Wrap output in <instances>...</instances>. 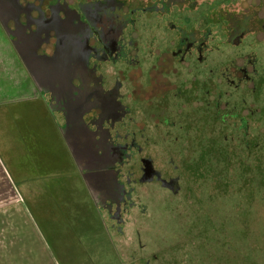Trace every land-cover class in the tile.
<instances>
[{
    "label": "flooded vegetation",
    "instance_id": "af4514ba",
    "mask_svg": "<svg viewBox=\"0 0 264 264\" xmlns=\"http://www.w3.org/2000/svg\"><path fill=\"white\" fill-rule=\"evenodd\" d=\"M0 26L36 97L67 105L66 130L81 136L80 163L69 147L72 156L118 220L126 186L148 190L154 174L164 179L143 159L145 176L126 177L121 193L120 153L130 163L150 140L165 151L196 149L207 116L234 149H244L243 135L263 148L264 0H0ZM134 241L114 242L128 248V264Z\"/></svg>",
    "mask_w": 264,
    "mask_h": 264
},
{
    "label": "rangeland",
    "instance_id": "374dc122",
    "mask_svg": "<svg viewBox=\"0 0 264 264\" xmlns=\"http://www.w3.org/2000/svg\"><path fill=\"white\" fill-rule=\"evenodd\" d=\"M7 52L0 70V158L10 181L0 177V264H122L112 233V227L119 228V224L102 215L65 141L62 128L73 122L68 118L70 110L66 104L36 97V87L18 56ZM138 139L145 143L144 138ZM175 140L177 144L181 137ZM143 149L124 169L135 177L143 175V159L152 160L165 176H175L179 169L170 162L172 154L179 160L193 153L165 151L151 140ZM260 152L264 162V147ZM230 174L228 192H221L220 198H214L210 179L191 184L193 179L180 178L183 185L197 184L198 211L211 215L200 220L202 235L197 239L216 241V249L223 244L219 241H225L227 249L233 246L230 257L238 253L249 264H264V180L248 186L239 168ZM149 190V227L156 233L143 232L141 241L142 253L151 257L154 246H167L168 235H182L184 226L175 222L174 215L182 210L183 200L173 197L178 205L172 212L171 193H163L162 198ZM16 208L24 209L27 222L23 225L13 221L20 219L13 211ZM133 225L139 252L137 225ZM188 248L186 252L191 251ZM201 250L194 245L192 259L196 257V262ZM135 255L134 261L143 264L145 259ZM123 261L128 264L129 259Z\"/></svg>",
    "mask_w": 264,
    "mask_h": 264
},
{
    "label": "trees",
    "instance_id": "16d2710c",
    "mask_svg": "<svg viewBox=\"0 0 264 264\" xmlns=\"http://www.w3.org/2000/svg\"><path fill=\"white\" fill-rule=\"evenodd\" d=\"M216 122L218 123L220 120L212 119L209 116L200 120V133L199 135L195 136V141L191 142L196 144L194 146L196 149L187 151L193 152L192 156L189 157L184 155L183 158H179V160H177L174 158V154H172L170 157V162L172 163L174 161V168L179 169V172L175 176L167 177L164 175V171L158 168L159 175L164 177V179L155 178L154 174L153 181L151 185H149V189L151 188L152 192L157 194L159 197H162L163 193L166 195L171 193V197L168 198L170 203H173V200H178L177 198L174 199V196L180 197V199L183 200L181 208L183 211L180 210L177 214H173L175 215V222L184 226V228L181 229L182 235L180 232L178 234L168 235L167 246H154L152 248L153 255H151V257H148L150 254L145 255L146 251L142 253L144 245H142L141 241V234L143 232H147L146 234L156 233L154 227H149V224L151 223L150 218L148 217L150 214L148 206L149 199L146 198H149L148 194L150 190H146V184L143 182L142 186L140 183L136 184L135 188H129L126 186L128 194L127 199L124 202V207L122 208L120 220H118L116 216H113L111 211L107 212L106 209H104L103 206H113L111 203H109V205L102 206L100 203L101 200L98 202V200L95 198L97 206L101 208L103 213L102 215L107 217V219H113L115 223L119 224V228L112 227L114 242H118L122 239L135 240V230L132 228V226H134L133 222L137 225L136 233L139 235V237L138 243L136 244V249L140 250V253L135 250V256L136 258H144L145 261L143 264H249L247 257L244 255H238V253H235L234 256L230 257L228 253L230 248H233V246L229 245L230 248L227 249L228 245H224L225 241H219L223 244L219 246L220 248L216 249V245H213L216 241L197 239L199 234L200 237L202 235V226L200 225V220L203 217H210L211 215H207L206 212L198 211L197 199H199V197L196 193L197 184L186 186L183 185L182 182V184L180 183V178L183 176H186L188 180L193 179L194 181H192L191 184L197 183V181L201 179H210L212 182L214 195L216 193L214 198H220L222 196L221 192H228L230 182L229 177L231 176L230 170L233 168H239V171L244 174V181H246V185L248 186L251 185L253 181H257L260 184L261 181L264 180V162H262L260 152L262 150L257 148L256 137L252 139L253 142H250L248 141L247 136H241L240 141L244 149H234V142H231V139L228 137L226 132L222 133L214 126ZM62 131L67 146L70 148L72 147V149L76 151H74V154L78 155V161L80 163V157L78 154L79 148H77L79 143L78 141L81 137L80 134L76 135L75 133L68 132L64 128H62ZM230 142L232 145H230ZM249 144H253L254 148L249 150L245 149V146H248ZM120 154L122 156L121 163L119 165L116 164L115 166L119 167L117 172L119 181L121 182H119V184L116 183V186L119 187L117 189L123 193L122 183L126 182V177L133 174L131 171L127 172L124 170L125 166L129 164V153L125 152ZM182 159L185 160V164L184 166H179L178 163ZM79 168H81L80 165ZM197 171L198 173H196ZM145 174L146 173H143L141 176H145ZM173 181H177V189H175L176 187ZM111 202L113 203V200ZM177 205L178 204L173 203V209L171 210L172 212L177 209ZM216 206H214V208H217ZM219 208L220 205L218 210H220ZM220 228L221 227L218 229L221 230ZM218 233H221V231ZM131 234H133V237H131ZM163 240H165V238H163ZM194 245H198L202 248L201 256L197 262L195 261L196 257L192 259V254L194 255ZM188 246L191 247L190 252H186L189 250ZM117 248L121 257L124 258L125 254L128 252V248L120 244ZM225 249L227 252H225ZM136 264L139 263L136 262Z\"/></svg>",
    "mask_w": 264,
    "mask_h": 264
},
{
    "label": "crops",
    "instance_id": "0c3cea01",
    "mask_svg": "<svg viewBox=\"0 0 264 264\" xmlns=\"http://www.w3.org/2000/svg\"><path fill=\"white\" fill-rule=\"evenodd\" d=\"M15 54V53H14ZM8 55V52H7V48L4 47V37H3V31H2V28L0 26V70H2V64L3 63V60H4V57H6ZM17 56V55H15ZM0 177H4L5 180L7 181H10V175H9V172L8 170H6V168L4 167L3 163H2V160L0 158ZM2 195H0V198H3L1 197ZM9 211H12V209H10ZM15 212H17V215H20V219H17V220H13L15 223L16 222H19V224L23 225L22 223H25L26 221V215H24V209L23 208H16L15 210H13ZM25 218V219H24ZM25 220V221H24ZM27 222V221H26ZM28 224V223H27ZM19 242V241H17Z\"/></svg>",
    "mask_w": 264,
    "mask_h": 264
}]
</instances>
